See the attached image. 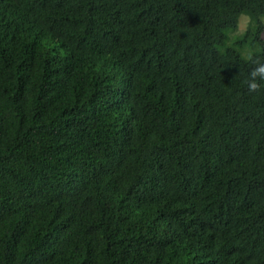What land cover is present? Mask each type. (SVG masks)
Masks as SVG:
<instances>
[{"label":"trees","instance_id":"16d2710c","mask_svg":"<svg viewBox=\"0 0 264 264\" xmlns=\"http://www.w3.org/2000/svg\"><path fill=\"white\" fill-rule=\"evenodd\" d=\"M262 16L0 0V264H264Z\"/></svg>","mask_w":264,"mask_h":264},{"label":"clouds","instance_id":"9594fccd","mask_svg":"<svg viewBox=\"0 0 264 264\" xmlns=\"http://www.w3.org/2000/svg\"><path fill=\"white\" fill-rule=\"evenodd\" d=\"M244 60L249 65V70L243 83L249 95L264 92V51L255 44L242 49Z\"/></svg>","mask_w":264,"mask_h":264},{"label":"rangeland","instance_id":"374dc122","mask_svg":"<svg viewBox=\"0 0 264 264\" xmlns=\"http://www.w3.org/2000/svg\"><path fill=\"white\" fill-rule=\"evenodd\" d=\"M260 20L264 26V17L262 16ZM247 24H248V18L246 16H241L238 19V26H237L238 32L244 31L247 27ZM263 35H264V33H263Z\"/></svg>","mask_w":264,"mask_h":264}]
</instances>
